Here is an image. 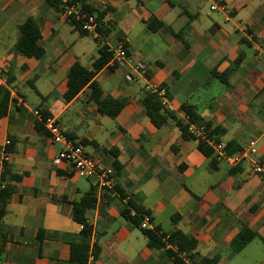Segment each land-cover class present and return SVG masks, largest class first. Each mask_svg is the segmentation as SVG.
<instances>
[{
  "label": "crops",
  "instance_id": "1",
  "mask_svg": "<svg viewBox=\"0 0 264 264\" xmlns=\"http://www.w3.org/2000/svg\"><path fill=\"white\" fill-rule=\"evenodd\" d=\"M86 3L104 13L101 42L79 35L45 0H0V70L13 78L0 143H10L9 173L22 176L2 182L0 167V185L14 186L0 220L8 237L0 264H69L70 243L81 230L73 208L85 195L95 201L85 212L90 246L99 248L87 264H174L165 248L149 249L141 230L122 216L124 210L139 216L129 202L148 213L149 230L193 238L198 258L220 262L242 226L256 237L239 253L255 241L264 253V177L252 174L245 160L231 165L214 153L206 158L177 124L188 104L212 134L223 131L213 134L216 141H233L242 152L253 148L264 161V0ZM214 3L225 11H211ZM27 17L40 27L41 60L16 50L18 27ZM120 41L131 64L108 61L93 77L102 100L123 103L118 114L100 113L88 85L64 101L70 68L93 71L98 48ZM136 62L147 67L145 76L133 70ZM147 85L164 88L174 109H161L166 122L160 127L145 114ZM33 109L46 111L74 144L113 169V191L55 162L60 147L34 129Z\"/></svg>",
  "mask_w": 264,
  "mask_h": 264
},
{
  "label": "trees",
  "instance_id": "2",
  "mask_svg": "<svg viewBox=\"0 0 264 264\" xmlns=\"http://www.w3.org/2000/svg\"><path fill=\"white\" fill-rule=\"evenodd\" d=\"M46 3L53 9V11L59 16L65 11L66 5H78L81 10L87 13L89 16H93L94 19L99 23L102 19L104 13L103 11H97L96 8L88 3L86 0H68L66 3H63L61 0H45ZM66 22L73 27V29L81 36H86L87 34L81 29V24L74 21L73 19H68ZM150 29L152 28L149 26ZM100 28H98L99 30ZM19 37L16 43V50L22 56L34 59L41 60L44 58V50L38 44L40 39V27L38 23L32 18L27 17L18 27ZM247 44V43H246ZM98 57L92 64L93 71H88L79 64H74L68 74L66 82V92L63 95V100L68 102L73 99L80 91L83 85H88L91 90L89 99L97 106L98 111L107 115L110 118H114L120 108L123 106L121 101L116 102L115 104L111 103L108 100L101 99V91L98 85L93 81V77L96 72L103 68L109 61L111 55L107 51L106 46H101L97 50ZM2 78L5 80L4 85H0V120L7 115L8 106L10 102V94L7 89V86L13 82L11 75L2 74ZM143 106L145 109L146 116L150 119L152 124L156 127H160L166 122V118L161 114V108L158 100L154 95H147L143 100ZM181 110L189 115L192 123L196 125H204L208 128L210 124L202 123L198 120L197 115L193 111L192 107L188 104H183ZM42 116L48 117L49 114L40 110ZM171 116V115H169ZM34 129L38 134L48 136L47 132L43 128L42 124L34 120ZM181 131L182 136L190 137L185 125L177 123ZM214 135H221L223 131L221 129H213ZM198 150L208 159L212 160L213 151L203 142L197 144ZM9 152V147L7 148ZM242 152L240 146L235 142L230 141L225 146V153L228 156H238ZM117 165H114V167ZM19 182L22 179L20 175H11L9 173L8 164H3L1 181ZM14 192V186L12 184H4L0 189V220H2L5 207L8 204L10 197ZM95 201L89 195H85L81 198L80 202L77 203L73 208V220L81 225V230L78 235L70 243V254H69V264H87L88 258L92 255L93 258H96L99 253V248L96 245L90 246V236L92 233L91 226L87 223L85 218V212L94 207ZM139 216L131 217L127 210L122 211V216L127 219L135 227H138L143 236L146 238V245L149 249H164L165 244L162 242L161 238L151 230H143L140 228L141 218L144 215H148L142 208L134 205L133 203H128ZM164 236V234H163ZM168 243L176 246L177 252H172L171 250H166V255L172 259L174 264H184L183 260L179 257V254H185L189 259L192 260L194 264H218L219 258H198L193 254L197 246V242L183 233L176 231L168 235ZM256 237V234L250 231L246 226H242L239 233L234 237L230 243V256L238 254L251 240ZM8 241L7 231L3 230L2 225L0 224V255L3 252L4 246Z\"/></svg>",
  "mask_w": 264,
  "mask_h": 264
},
{
  "label": "built area",
  "instance_id": "3",
  "mask_svg": "<svg viewBox=\"0 0 264 264\" xmlns=\"http://www.w3.org/2000/svg\"><path fill=\"white\" fill-rule=\"evenodd\" d=\"M66 3L68 0H61ZM211 11L224 12V6L214 3L210 7ZM64 20L73 19L81 24V29L87 34L94 38V40L101 42L105 37L99 32L98 22L93 16H89L83 10L79 8L78 5H66L65 11L61 14ZM111 57L109 62L113 67H122L124 65L131 64V59L129 57L128 51L126 49L125 43L120 41L115 47L107 48ZM133 70L140 76H145L147 72V67L136 62L132 64ZM2 71L0 70V76ZM129 80V76L126 77ZM0 85H4L1 84ZM145 90L150 94L154 95L159 102L160 108L168 113H173L174 109L169 103L167 92L164 88L145 86ZM33 117L39 121L45 131L48 134V139L50 143L56 144L60 147L55 162L58 164H63L68 166L72 173L79 178L90 179L94 178L96 184L100 189H106L108 191H113L114 184V171L112 168L105 166L98 157L87 155L81 146L74 144L67 136H65L56 119L52 116L43 117L42 113L38 109H33L31 111ZM181 122L185 125L189 135L197 142H203L209 148L212 149L217 160H224L231 165H236L240 161H247L249 169L252 174L264 177V161L258 156L257 151L253 148L245 149L238 156H228L225 153L226 144L223 142H218L215 140L214 135L209 131L204 125H195L191 122L190 117L185 112L181 111ZM9 141L5 140L0 143V167L3 164L9 162V153L7 151V146ZM3 185H0V189ZM150 218L148 215H144L141 218L140 228L143 230H149ZM156 233V232H155ZM164 242L165 249L177 252L176 246L168 243V237L163 236L162 233H156ZM179 257L183 260L184 264H194L191 259H189L185 254H179Z\"/></svg>",
  "mask_w": 264,
  "mask_h": 264
},
{
  "label": "rangeland",
  "instance_id": "4",
  "mask_svg": "<svg viewBox=\"0 0 264 264\" xmlns=\"http://www.w3.org/2000/svg\"><path fill=\"white\" fill-rule=\"evenodd\" d=\"M91 37V36H90ZM88 38L89 43L95 47V42ZM93 54H96L95 51ZM230 247L221 255L219 264H264L263 245L260 242H253L247 249L238 255L230 256Z\"/></svg>",
  "mask_w": 264,
  "mask_h": 264
}]
</instances>
